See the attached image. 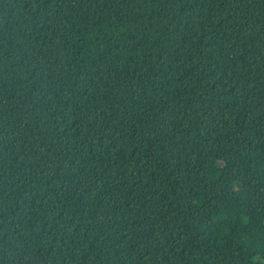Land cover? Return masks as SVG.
Here are the masks:
<instances>
[{
  "label": "trees",
  "instance_id": "trees-1",
  "mask_svg": "<svg viewBox=\"0 0 264 264\" xmlns=\"http://www.w3.org/2000/svg\"><path fill=\"white\" fill-rule=\"evenodd\" d=\"M0 264H264V0H0Z\"/></svg>",
  "mask_w": 264,
  "mask_h": 264
}]
</instances>
